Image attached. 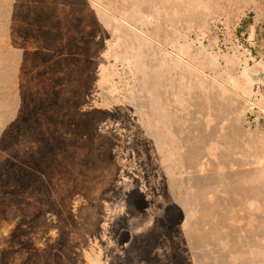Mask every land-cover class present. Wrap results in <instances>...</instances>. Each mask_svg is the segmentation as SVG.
Listing matches in <instances>:
<instances>
[{
    "label": "rangeland",
    "instance_id": "1",
    "mask_svg": "<svg viewBox=\"0 0 264 264\" xmlns=\"http://www.w3.org/2000/svg\"><path fill=\"white\" fill-rule=\"evenodd\" d=\"M0 264H264V0H0Z\"/></svg>",
    "mask_w": 264,
    "mask_h": 264
}]
</instances>
